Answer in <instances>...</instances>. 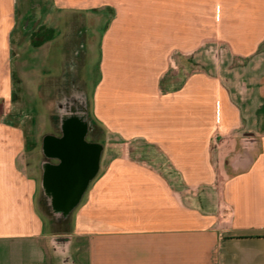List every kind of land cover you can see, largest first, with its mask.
Masks as SVG:
<instances>
[{"label": "crops", "instance_id": "0c3cea01", "mask_svg": "<svg viewBox=\"0 0 264 264\" xmlns=\"http://www.w3.org/2000/svg\"><path fill=\"white\" fill-rule=\"evenodd\" d=\"M206 42L229 61L188 70ZM15 70L53 128L75 98L99 129L67 211ZM0 264H264V0H0Z\"/></svg>", "mask_w": 264, "mask_h": 264}, {"label": "rangeland", "instance_id": "374dc122", "mask_svg": "<svg viewBox=\"0 0 264 264\" xmlns=\"http://www.w3.org/2000/svg\"><path fill=\"white\" fill-rule=\"evenodd\" d=\"M35 16L36 15L32 16L33 20ZM32 22L34 23V21ZM32 36L33 40L37 39L35 36V32L32 33ZM185 59L188 63V70L194 69L196 67H203L208 70H213L214 66H216V68H222L220 62L221 59L226 62L229 61V57L226 54L225 48L222 45L213 42H206L195 53L189 54ZM233 63L238 64V62L236 61L231 62V64ZM25 65H27V63H25ZM176 65H178V63H176ZM13 76V100L15 106L12 113L15 114L16 120H18V122L24 126L29 140L31 139V143L32 141H34L38 144L43 134L49 131H54L53 125L50 123V119L53 118L50 112H52L54 108L52 109L51 107L50 110H46L45 107H43L42 99L37 94L35 81L30 80L28 82L29 84L26 85V81L20 79L17 70H15ZM92 90L93 88L90 87L88 96L91 95ZM49 98H51V96ZM91 125L92 127L94 126L93 122H91ZM93 128L94 133H100L99 129H97L96 127ZM130 151L140 159H144L146 161L157 160L155 159L153 151L148 146L143 145L142 143L135 142L134 144H131ZM38 157H41L40 154H38Z\"/></svg>", "mask_w": 264, "mask_h": 264}, {"label": "water", "instance_id": "95a60500", "mask_svg": "<svg viewBox=\"0 0 264 264\" xmlns=\"http://www.w3.org/2000/svg\"><path fill=\"white\" fill-rule=\"evenodd\" d=\"M67 119L70 125L67 126L65 137L51 138L48 142L49 153L60 157L62 163L49 168L46 175V184L57 197L55 207L62 211L69 210L80 196L96 169L98 157L97 147L88 144L83 138V119L73 115Z\"/></svg>", "mask_w": 264, "mask_h": 264}, {"label": "flooded vegetation", "instance_id": "af4514ba", "mask_svg": "<svg viewBox=\"0 0 264 264\" xmlns=\"http://www.w3.org/2000/svg\"><path fill=\"white\" fill-rule=\"evenodd\" d=\"M61 106H64V105H61ZM65 106L67 107L68 112L60 115L59 126L54 128V131L47 132L41 136V140H40L41 147L43 148L45 152L50 151L48 142L49 140H51V138H62V137L64 138L65 137V133L68 128L67 126L70 125L69 123L70 121L67 118L70 115L79 116L81 119H83V122H84L83 138L86 142L91 143L90 140L96 137L97 135L96 133L93 132L94 128L92 127L91 122L86 115V112L84 110L82 103L78 99H75V98L69 99L68 104ZM74 124L76 125V122ZM57 162L61 164L62 159L60 157L57 158ZM44 165L45 166L43 167V169H44L45 177H46V173H48L50 167L48 168V164L46 163H44Z\"/></svg>", "mask_w": 264, "mask_h": 264}]
</instances>
